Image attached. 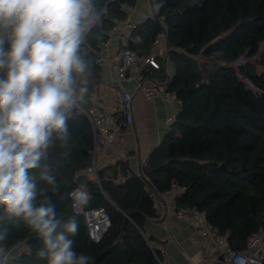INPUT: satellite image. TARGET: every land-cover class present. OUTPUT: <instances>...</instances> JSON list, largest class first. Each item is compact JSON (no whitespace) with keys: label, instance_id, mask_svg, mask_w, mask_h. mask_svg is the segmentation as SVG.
<instances>
[{"label":"trees","instance_id":"1","mask_svg":"<svg viewBox=\"0 0 264 264\" xmlns=\"http://www.w3.org/2000/svg\"><path fill=\"white\" fill-rule=\"evenodd\" d=\"M136 1L98 0L101 19L83 48L89 61L83 77L88 92L79 106H85L98 82L96 53L107 39L106 31L113 19L125 17L124 7ZM155 6L166 29L172 68L166 87L180 106L139 174L129 175L127 162L118 160L109 173L97 170L98 183L79 176L78 182L91 193L89 207L101 206L109 215L110 226L101 239L89 240L83 218L72 210L67 196L92 157L93 129L80 107L68 121V144L57 141L42 161L55 175L59 191L41 179L40 169L30 170L39 189L50 197L57 218L65 222L76 216L80 229L72 237L74 249L90 256L91 264H162L160 249L144 231L145 219L158 216L145 183L154 191H165L174 182L181 188L176 207L201 212L236 250L244 249L249 236L264 226V0H155ZM158 33L154 20L148 19L132 30L131 36L139 35L140 41L128 46L147 56ZM8 47L5 40V50ZM240 57L245 61L234 67ZM155 59V69L162 71V59ZM146 74L144 68L142 75ZM119 173L125 179L116 182ZM99 189L106 197L97 200ZM5 226L4 246L20 244L13 264H48L37 254L44 247L38 234L13 221Z\"/></svg>","mask_w":264,"mask_h":264},{"label":"clouds","instance_id":"2","mask_svg":"<svg viewBox=\"0 0 264 264\" xmlns=\"http://www.w3.org/2000/svg\"><path fill=\"white\" fill-rule=\"evenodd\" d=\"M100 19L98 0H0V264L8 256L7 221L38 234L44 247L37 254L48 264H91L74 249L76 216L58 219L30 170L40 169L41 179L59 191L42 161L57 141L69 142L68 121L88 92L83 48ZM67 196L74 209L92 199L86 185Z\"/></svg>","mask_w":264,"mask_h":264},{"label":"crops","instance_id":"3","mask_svg":"<svg viewBox=\"0 0 264 264\" xmlns=\"http://www.w3.org/2000/svg\"><path fill=\"white\" fill-rule=\"evenodd\" d=\"M153 2L155 5V0ZM124 10L126 11L125 17L123 19H113V26L106 31L107 39L99 46V51L96 53V60L100 67L98 82L95 84L85 106L90 103L92 97H96L98 104L104 112L107 124L112 125L113 122L121 119L116 103L119 93L122 89L132 92V122L122 128L121 135L114 140L111 147H97L95 156L93 152L95 147L93 132L91 157V163L94 159L97 170L105 169L108 173L110 166L117 164L118 160H124L128 164V174L131 175L140 171L142 161H146L150 152L162 140L168 129L166 119L170 116H175L179 109L180 101L176 97V94L169 91L166 87L172 74V68L169 66L170 63L167 59L168 47L166 45L165 33V38L159 44H155L154 40L151 52L147 55H153L154 58L162 59V71L155 68L151 69L152 67L148 65H143V70L145 68L147 71L146 76L143 75V80L152 79L165 82L162 90L168 91L170 96L168 98H164L161 95H154L149 98L143 96L137 90L135 78L118 82L111 62V57L120 47V35L117 32L118 27L125 34L130 35L137 24L144 23L148 19L154 20L149 0H137L133 6H125ZM159 20L161 21V19ZM159 32L162 31L159 29ZM147 56L140 57L144 59ZM140 67V65H137L130 72ZM124 179L125 177L122 174H117L116 182L123 181ZM85 180L95 182L90 175H85L82 181ZM99 191L102 192L105 198V193L101 189ZM180 191L181 188L178 186L172 189L171 184L168 190L158 191L160 193L167 192L162 197L163 202L161 205L157 206L153 202L158 216L153 219H145L144 221V231L147 235L153 237L155 245L161 251L163 256L162 264H222V258L216 252H213V256L210 259L205 257V251L210 247L209 241L201 237L191 223L179 220L169 207L170 203H175V196ZM14 254L15 252L10 255L6 264H13L12 259Z\"/></svg>","mask_w":264,"mask_h":264},{"label":"built area","instance_id":"4","mask_svg":"<svg viewBox=\"0 0 264 264\" xmlns=\"http://www.w3.org/2000/svg\"><path fill=\"white\" fill-rule=\"evenodd\" d=\"M117 32L120 35V47L116 53L111 57L113 69L116 73L118 82L126 79L135 78L137 81V90L145 97L149 98L154 95H161L164 98H168L170 93L162 88L165 86V82L155 80H143L142 70L143 65L151 66L152 68H158L159 63L155 60L153 55L147 56L142 59L135 50L131 49L128 45L130 41L139 42L140 36L131 34H125L120 27ZM165 38V34L159 32L155 38V44L160 43ZM140 65V68L130 72L134 67ZM117 110L121 119L117 122H113L112 125H108L104 112L98 104V99L92 97L90 103L87 106H79L83 113L90 120L93 132H94V156L97 152V147L107 148L111 147L114 140L121 135L122 128L129 125L133 120V94L128 90L122 89L117 99ZM175 116H170L166 119L168 126L173 122ZM146 161H142L140 168L145 166ZM139 174V172H136ZM90 175L93 180L98 183L97 169L95 160L82 169L76 176V184L69 190L83 186L78 182L79 176ZM146 184V188L149 191V196L155 205L162 204V197L167 192H158L150 188ZM171 188H177L175 183H171ZM70 205L74 212L81 214L86 233L90 241L97 242L101 239L103 234L110 226V218L107 211L101 206L87 207L84 209H74L72 201L70 199ZM169 207L174 212L175 216L179 220L187 221L193 225L199 235L209 241L210 247L205 251V257L210 259L213 256V252H216L222 258V264H264V226H261L257 231L253 232L248 240L246 247L241 250L232 248L225 237V235L218 232V230L208 223L204 215L196 209L189 208H177L175 203H170ZM20 244L17 243L12 248H6L8 250V256L5 261L7 263L8 258L14 252H17Z\"/></svg>","mask_w":264,"mask_h":264},{"label":"water","instance_id":"5","mask_svg":"<svg viewBox=\"0 0 264 264\" xmlns=\"http://www.w3.org/2000/svg\"><path fill=\"white\" fill-rule=\"evenodd\" d=\"M150 2V7H151V10H152V18L154 19V21L156 22L157 26L159 27L160 31H162L163 33L166 32V29L164 27V25L161 23V21L159 20L158 16H157V12L155 10V5H154V2L153 0H149ZM167 45V44H166ZM221 167H224L225 165L224 164H221L220 165ZM97 200L102 198L103 197V194L101 191H97ZM125 218H130V216L128 214L125 215Z\"/></svg>","mask_w":264,"mask_h":264},{"label":"rangeland","instance_id":"6","mask_svg":"<svg viewBox=\"0 0 264 264\" xmlns=\"http://www.w3.org/2000/svg\"><path fill=\"white\" fill-rule=\"evenodd\" d=\"M245 57H240L237 61L233 62L232 65L235 67L245 61Z\"/></svg>","mask_w":264,"mask_h":264}]
</instances>
